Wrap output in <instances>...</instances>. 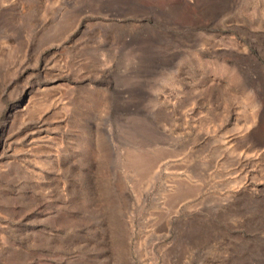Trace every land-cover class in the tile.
I'll list each match as a JSON object with an SVG mask.
<instances>
[{
  "label": "rangeland",
  "instance_id": "obj_1",
  "mask_svg": "<svg viewBox=\"0 0 264 264\" xmlns=\"http://www.w3.org/2000/svg\"><path fill=\"white\" fill-rule=\"evenodd\" d=\"M0 264H264V0H0Z\"/></svg>",
  "mask_w": 264,
  "mask_h": 264
},
{
  "label": "bare ground",
  "instance_id": "obj_2",
  "mask_svg": "<svg viewBox=\"0 0 264 264\" xmlns=\"http://www.w3.org/2000/svg\"><path fill=\"white\" fill-rule=\"evenodd\" d=\"M135 47V46H134Z\"/></svg>",
  "mask_w": 264,
  "mask_h": 264
}]
</instances>
